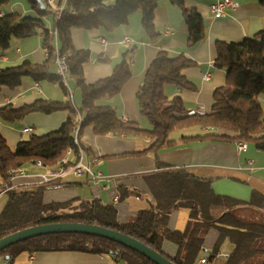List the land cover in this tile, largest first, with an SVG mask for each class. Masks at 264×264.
Wrapping results in <instances>:
<instances>
[{"label": "trees", "instance_id": "trees-1", "mask_svg": "<svg viewBox=\"0 0 264 264\" xmlns=\"http://www.w3.org/2000/svg\"><path fill=\"white\" fill-rule=\"evenodd\" d=\"M65 8L54 28L48 29L44 18L49 15L46 0L40 10L34 0H26L35 15H4L0 18V50L5 51L12 38L42 35V48L46 59L41 64L23 60L16 67H0V90L17 89L25 78L34 83L57 82L69 97L61 78L52 74L56 53L65 57L68 77L81 95V105L70 101L58 103L44 99L35 100L30 106L13 110L9 106L0 109V120L13 122L30 113L51 114L67 112L62 126L49 134L26 135L11 149L0 133V193L5 205L0 213V239L23 229L52 223H81L97 225L120 232L136 239L164 257V244L176 246L171 259L174 264H196L203 252V245L210 230L218 233L213 248L208 252L207 262L213 264H264V196L253 192L248 202L220 196L214 193L211 182L193 177L184 170L171 171L157 159L159 152L175 142L171 134L176 130L193 127L189 135L179 140L192 139L218 141L226 144L238 142L253 146L264 153V118L258 96L264 93V31L241 43H217L215 65L227 74L224 86L215 90L210 114L188 115L179 96L168 97L167 86L179 90H195L181 75L184 68L192 65L184 56L169 57L159 51L145 71L136 93L139 114L149 123V129L139 124L121 121L115 111L107 106H96L95 101L120 92L131 78L128 63L123 60L107 78L91 85L84 80V65L89 61L87 50H78L72 44L73 29L113 30L128 22L129 17L140 11L141 25L145 35L153 41L160 37L153 23V12L159 0H64ZM182 10L188 29L189 43L199 42L205 35L202 17L187 9L188 0H168ZM10 0H0V9ZM264 6V0H259ZM58 49L54 47V33ZM126 54H129L127 52ZM71 96H72V91ZM82 119L78 138L89 128L95 136L119 135L146 137L150 144L140 152L124 153L114 158L153 155L156 171L142 174L151 196L150 205L134 218L123 224L117 222L116 208L98 199L76 198L63 203L44 202L49 191L77 188L79 182H65L62 178L46 183L11 186L12 170H24L40 161L43 166L55 164V158L67 147L72 150L69 164L76 162L77 149L72 143L73 122ZM199 127V128H198ZM206 128L208 133H201ZM222 130L233 136L217 135ZM196 131L198 133H196ZM134 193V191L129 190ZM128 190L120 192L122 200ZM178 210L188 213L184 231L168 228L170 215ZM229 251L226 252L225 248ZM52 252H78L109 256L116 264H153L138 253L112 241L82 234H50L29 239L0 252V259L8 257L11 263L19 255ZM221 258V259H219Z\"/></svg>", "mask_w": 264, "mask_h": 264}, {"label": "crops", "instance_id": "crops-1", "mask_svg": "<svg viewBox=\"0 0 264 264\" xmlns=\"http://www.w3.org/2000/svg\"><path fill=\"white\" fill-rule=\"evenodd\" d=\"M114 1L108 0L107 3L113 4ZM220 1L222 0L186 1L185 7L195 10L202 17L204 23L205 35L201 41L194 43L188 41V29L182 10L168 0H159L154 9L153 23L155 29L160 33V37L153 41L149 40L143 31L140 11L133 13L126 24L113 30L73 29L71 31L73 46L78 50L89 52V61L84 65L86 84L91 85L109 77L113 69L125 59L131 72V78L118 94L100 98L95 101V105L110 107L121 121L132 122L139 124L143 129H149L148 121L139 114L135 93L142 82L146 69L155 59L157 53L163 51L171 58L184 56L192 61V65L184 68L181 75L195 88L191 91L166 86L165 94L168 97L179 96L184 107L189 111L188 115L199 111H202V114H210L213 94L216 89L224 86L227 78L226 72L215 65L216 44L241 43L264 31V6L259 4V0H231L237 5V9L234 12L226 9L228 14L226 17L215 19L210 13V6ZM46 3L51 16L45 23L47 28L52 30L61 17L66 2L64 0H46ZM60 8L63 9L57 16L56 12ZM0 10L4 15L24 16L36 13L26 0H10ZM166 29L173 33L166 34ZM125 38H128L129 42H124ZM41 44V34L32 35L26 39L12 38L9 47L5 51L0 50V67H16L23 60L34 64L43 63L46 59V52ZM54 47L58 49L56 41H54ZM127 52L129 54H126ZM53 67L51 73L56 75L57 68ZM33 85L34 82L31 79L25 78L15 90L1 88L0 109L9 106L13 110H20L30 106L38 99L58 103H65L69 99L57 82H41L39 90L35 89ZM67 85L72 91V101L77 108L81 105L80 92L74 88L71 78H68ZM259 102L261 114L264 117V93L261 94ZM67 117V112L57 111L51 114L30 113L13 122L0 120V133L7 145L10 148H15L17 143L27 135L22 134L23 129L31 127L34 130L33 134L44 136L58 130ZM193 130V127H188L176 131L171 135V138L175 140L172 146L159 152L157 160L167 170H184L193 177L207 179L211 182L215 194L238 201L248 202L253 192L264 196V153L248 145L245 151L235 155L234 144L205 141L204 139H192L186 142L179 140L181 136L189 135V132ZM180 133L182 134L179 135ZM196 133L198 132L196 131ZM201 133L206 134L208 130L203 128ZM216 133L217 135L233 136L222 130H218ZM80 141L84 149V164H90L93 158L98 159V162L91 166V172L99 173V179H91L87 175L67 179L68 176L74 175H66L62 178L63 181L79 182L81 186L46 192L43 197L46 204L63 203L76 198H95L115 206L119 224L127 222L141 210L149 207L152 198L141 175L156 171L154 156L113 157L119 154L143 151L150 144L146 137L95 136L89 128H85L81 133ZM24 171V174L11 179L13 188L42 184L43 179H51L49 172L52 170L44 166L30 165ZM125 190H128L129 195L118 200L120 192ZM5 202V196L0 193V213ZM187 222L188 213L178 210L170 215L168 228L172 231L182 232L186 228ZM217 238L218 233L215 230H210L200 257L204 255V250L210 251L213 248ZM163 249L169 258H173L177 251L176 246L170 243H165ZM11 264H116V262L109 256L78 252H52L22 254Z\"/></svg>", "mask_w": 264, "mask_h": 264}, {"label": "built area", "instance_id": "built-area-1", "mask_svg": "<svg viewBox=\"0 0 264 264\" xmlns=\"http://www.w3.org/2000/svg\"><path fill=\"white\" fill-rule=\"evenodd\" d=\"M61 9L63 8H60L57 10L56 12L57 16H59ZM226 9L230 10V12H234L237 9V5L234 4L231 0H222L210 6V13L215 19H220L228 15L226 12ZM3 16H4V13L0 10V18ZM53 33H54L53 35L55 38L54 41H56V32L54 31ZM165 33L170 34V33H173V31L166 29ZM124 42H129V39L125 38ZM55 66L57 68V75L61 78L62 84L66 87L67 91L69 92L68 98H70V101L73 103L71 92L67 85L68 66H67L65 57L60 56L59 53H56ZM205 78L207 79V76ZM33 87L37 90L40 89L38 83H34ZM192 114H196V113L193 112ZM197 114H202V111H199ZM81 122H82L81 117L77 115L76 119L74 120L72 124L73 125L72 143L77 149L76 162L73 164H69V161L72 155V150L70 147H67L62 155L55 158L54 161L58 166V170L49 172V178L51 179L63 178L66 175L72 174L76 177L87 175V176H90L91 179H95V180L99 179L100 177L99 173L94 174L91 172V166L95 165L98 162V159L93 158L91 159L90 164H84V149L81 144L80 138H78V132H79ZM33 133H34V130L31 127H28L22 130V134L32 135ZM247 148H248V144L238 142L234 144L233 152L236 155V154H239L241 151H245ZM31 165H34L37 167H43V164L40 161H36L32 163ZM24 172H25L24 170H12L10 171V174L12 176L11 178H15L19 175H22L24 174ZM43 181H44L43 183H46L49 180L45 178L43 179ZM208 252L209 251L204 250V255L199 258L198 264H205L207 262ZM0 264H11V263L9 261L3 260V261H0Z\"/></svg>", "mask_w": 264, "mask_h": 264}, {"label": "water", "instance_id": "water-1", "mask_svg": "<svg viewBox=\"0 0 264 264\" xmlns=\"http://www.w3.org/2000/svg\"><path fill=\"white\" fill-rule=\"evenodd\" d=\"M34 1L38 3L40 10H44L45 5L42 0ZM50 234H82L103 238L138 253L153 264H174L171 259L164 257L134 238L97 225L81 223H52L23 229L1 238L0 252L20 242ZM8 259L6 257L4 261H9Z\"/></svg>", "mask_w": 264, "mask_h": 264}, {"label": "rangeland", "instance_id": "rangeland-1", "mask_svg": "<svg viewBox=\"0 0 264 264\" xmlns=\"http://www.w3.org/2000/svg\"><path fill=\"white\" fill-rule=\"evenodd\" d=\"M24 16H28V15H24ZM49 16H51L50 14L49 15H47L45 18H44V20L46 21L47 20V18L49 17ZM20 39H26V38H20ZM21 64V63H20ZM5 68V67H4ZM260 96H261V94L259 95V98H258V103H259V105H260V107H261V104H260V102H259V100H260ZM96 101H98V100H96ZM197 114V113H196ZM262 118H264L263 116H262ZM148 126H149V124H148ZM139 127L140 128H142L140 125H139ZM199 128V127H198ZM143 129V128H142ZM180 130V129H179ZM176 131H178V130H176ZM176 131H174V132H172V134L173 133H175ZM181 131V130H180ZM182 133H183V131H182ZM182 133H180L179 135H181ZM171 134V135H172ZM175 136V135H174ZM173 136V137H174ZM11 149H14V148H11ZM72 157V156H71ZM31 165V164H30ZM44 167H47V168H49V169H51L52 171H56L57 170V168H58V166H57V164L55 163V164H53L52 166H44ZM56 168V169H55ZM53 169H55V170H53ZM51 172V171H50ZM67 179H75V176H68L67 177ZM225 251L226 252H228L229 251V248L228 247H226L225 248ZM219 259H221V258H219ZM213 264H222V261L221 260H217V261H215Z\"/></svg>", "mask_w": 264, "mask_h": 264}]
</instances>
